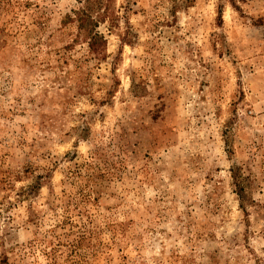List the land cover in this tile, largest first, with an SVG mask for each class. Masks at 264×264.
<instances>
[{
  "label": "rangeland",
  "instance_id": "374dc122",
  "mask_svg": "<svg viewBox=\"0 0 264 264\" xmlns=\"http://www.w3.org/2000/svg\"><path fill=\"white\" fill-rule=\"evenodd\" d=\"M0 264H264V0H0Z\"/></svg>",
  "mask_w": 264,
  "mask_h": 264
},
{
  "label": "trees",
  "instance_id": "16d2710c",
  "mask_svg": "<svg viewBox=\"0 0 264 264\" xmlns=\"http://www.w3.org/2000/svg\"><path fill=\"white\" fill-rule=\"evenodd\" d=\"M78 22L80 29L84 30L86 36H88V44L90 50L96 52L104 44V38L93 28V21L91 19L89 11L81 12L78 16Z\"/></svg>",
  "mask_w": 264,
  "mask_h": 264
}]
</instances>
